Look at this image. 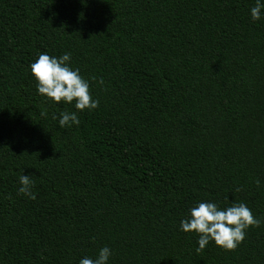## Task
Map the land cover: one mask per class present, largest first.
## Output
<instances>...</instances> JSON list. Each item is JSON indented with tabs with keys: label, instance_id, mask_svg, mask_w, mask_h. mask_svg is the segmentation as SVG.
Listing matches in <instances>:
<instances>
[{
	"label": "trees",
	"instance_id": "trees-1",
	"mask_svg": "<svg viewBox=\"0 0 264 264\" xmlns=\"http://www.w3.org/2000/svg\"><path fill=\"white\" fill-rule=\"evenodd\" d=\"M255 0H0V264H264V18ZM70 53L94 110L38 94ZM95 78V79H93ZM102 78L104 83H96ZM76 111L79 126L53 115ZM32 175L36 199L17 194ZM199 201L261 219L228 251L179 230Z\"/></svg>",
	"mask_w": 264,
	"mask_h": 264
},
{
	"label": "clouds",
	"instance_id": "clouds-1",
	"mask_svg": "<svg viewBox=\"0 0 264 264\" xmlns=\"http://www.w3.org/2000/svg\"><path fill=\"white\" fill-rule=\"evenodd\" d=\"M249 15L253 21L264 18V0H255L254 6L249 8ZM70 59V53L67 52L60 56L40 53L29 66L36 81V90L38 94L54 103L74 102L76 110H94L99 106V101L93 98L89 81L80 74V69L70 66ZM96 83L103 85L104 81L100 78ZM52 118L57 120L61 128L80 124L76 111H61L58 116L54 114ZM18 183L17 194L36 199L32 175H24L21 172ZM261 223V219L254 216L252 210L243 202H232L229 206L221 208L215 202L199 201L189 209L187 218L180 220L179 230L197 234V251L204 249L209 242L231 251L243 242L250 227H258ZM112 254L113 250L105 245L98 249L94 258L81 257L79 264H108Z\"/></svg>",
	"mask_w": 264,
	"mask_h": 264
}]
</instances>
